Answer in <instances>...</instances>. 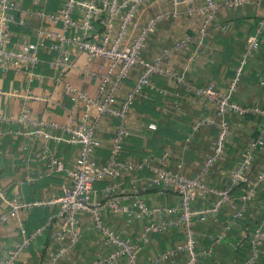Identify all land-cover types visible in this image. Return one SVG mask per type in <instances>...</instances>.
Instances as JSON below:
<instances>
[{"label": "crops", "instance_id": "crops-1", "mask_svg": "<svg viewBox=\"0 0 264 264\" xmlns=\"http://www.w3.org/2000/svg\"><path fill=\"white\" fill-rule=\"evenodd\" d=\"M220 1V0H218ZM204 0H194L195 5ZM17 9L12 11L16 22L11 26L12 41L35 40V27L40 22L34 12L43 7L46 12H57L58 0H15ZM174 10L160 20L148 34L141 56L148 61L160 58L164 72L151 75L152 86L143 90L135 98L127 121L128 135L120 158L131 164L140 165L122 171L115 177L97 180L92 198L101 199L102 188L110 184L122 197V206L130 212L101 211L103 224L114 232L129 237L138 244L137 261L139 264H184L188 254L177 246L184 241L185 227L171 225L155 230L142 238L143 227L152 222L169 221L177 213L158 210L164 206L177 207L179 196L172 190L149 185L150 178L157 168L170 170L187 177L202 173V180L215 188L229 185L231 172L243 157L249 143L262 136L263 142L253 149V172L264 168V117L258 114L237 115L227 111L218 114L212 102L192 94L186 83L197 86L212 84L219 94H228V84L234 68L246 51L248 36L257 34L258 47L248 55L242 75L230 99L244 105H256L264 108V0H255L234 7H220L212 20L200 34L203 14L187 13L184 5L173 7L171 0H158L151 11L142 14L135 29L137 33L145 24L148 16L156 11ZM76 10V16H80ZM46 27H57L50 21H44ZM259 29V31L257 30ZM189 39L183 47H174L181 39ZM49 39L39 45L41 62L34 69L42 74L41 79L27 78V74L13 69L0 68V189L8 197L25 201L48 200L62 193L69 183V170L79 153V145L56 141L35 134L30 122H19L15 117L26 114L32 120L65 122L66 111L52 107L44 112L45 104L36 96H44L55 91L67 103L61 86L54 80L53 71L47 61L55 50L49 48ZM75 65L65 74L67 81L85 90L91 95L98 91V77H83L80 68L89 64L98 73L104 72V62L100 59L88 61L86 55L75 47L70 48ZM167 54L164 56V52ZM142 66L131 68L116 91L121 100L142 73ZM180 76L182 80H177ZM209 122L193 129L192 124L202 117ZM8 117H14L9 119ZM227 123L224 150L222 154L202 171L203 162L211 152L218 126ZM118 121L105 115L99 123L100 144L92 151L91 159L96 164L107 161L112 134ZM155 127L150 128L149 124ZM45 129L60 134L59 129L45 125ZM62 134V133H61ZM47 149L63 162L61 171L52 170L39 158L40 152ZM29 178V179H28ZM254 197L242 206L241 190L233 187V202L222 204L215 217L193 220L195 251L200 264H245L250 256V244L243 238L245 232L256 227L264 228V186L257 184ZM125 196V197H123ZM135 198L143 201L149 208L141 213L133 208ZM216 196L206 193L193 201L196 207L210 204ZM8 205L0 198V212L7 211ZM55 204H42L30 210H19L0 224V258L5 251L23 238L20 224L26 231H32L46 223L49 216L56 212ZM236 211L241 216L234 217ZM80 239L54 264H90L96 255L105 254L109 245L101 242L89 211H79ZM56 229L55 222L44 229L24 250L15 264H42L48 261L46 251L57 248L61 243L51 237ZM167 258L157 260L162 253ZM256 260L252 264H264V244L258 247ZM115 264H128L120 257Z\"/></svg>", "mask_w": 264, "mask_h": 264}, {"label": "built area", "instance_id": "built-area-1", "mask_svg": "<svg viewBox=\"0 0 264 264\" xmlns=\"http://www.w3.org/2000/svg\"><path fill=\"white\" fill-rule=\"evenodd\" d=\"M60 5L57 12H46L43 7L37 8L34 12L35 18L40 22L35 27V40L13 42L11 26L16 22L13 10L17 9L15 0H0V68L2 70L13 69L15 72L27 74L29 80L41 79L42 74L34 72V69L41 62L39 45L49 39L52 43L49 48L55 50V54L48 59L47 65L53 71L54 80L61 86L63 94L67 96V103L55 91L44 96H36L45 104L44 112L52 107H60L66 111L65 122L39 119L32 120L21 114L15 119L19 122H30L34 127L35 134H42L45 137L56 141L78 144L79 153L69 170L70 181L62 193L48 200L25 201L20 198L6 197L0 189V198L7 202V211L0 212V224H3L11 214L19 210H30L34 206L42 204H55L56 212L49 216L46 223L38 226L32 231L20 224L23 238L9 247L4 256L0 258V264H15L17 259L26 250L31 242L44 232L47 226L55 222L56 229L51 235L52 238L61 243V246L46 251L48 261L42 264H54L58 258L64 255L80 239L79 211H89L92 214L94 227L99 232L101 242L109 245L110 249L101 255H96L90 264H115L120 257L126 259L128 264H139L137 261L138 244L129 237L122 236L103 224L101 211L107 209L113 212H130L131 210L122 206L119 194L110 184L105 185L101 190V199L92 198L94 193L93 185L97 180L107 177H115L122 171L140 166L124 161L119 156L123 150L128 131L126 121L129 110L135 98L143 93V90L152 86L151 75L164 72L160 58L153 61L145 60L141 56L142 48L148 34L156 24L165 16L173 13L174 10H163L151 13L141 29L135 33L142 14L151 11L158 0H58ZM173 7L184 5L187 13L199 12L203 14L200 34H204L205 27L215 18L220 7H234L255 0H204L203 4L195 5L194 0H171ZM39 4V0H33ZM76 10L81 15L76 16ZM58 24L57 27H46L44 21ZM261 23H264V18ZM259 31V29H257ZM189 39H181L174 44V47H183ZM246 51L239 59L234 68L233 75L228 84V94L222 95L212 84L197 86L186 83L193 95L202 97L212 102L218 114L233 112L238 115L254 113L264 117V108L256 105H244L230 99V94L235 90L242 75L244 66L247 63L248 55L258 47L257 34L248 36ZM73 46L86 55L88 61L100 59L104 63V72L98 73L89 66L80 68L83 77L92 79L98 77V91L91 95L85 90L73 85L66 80L65 74L74 67L75 58L71 55L70 47ZM167 51L164 52V56ZM137 64L142 66V73L135 81L126 95L118 100L116 91L127 76L131 68ZM177 80H182L180 76ZM105 115L115 117L118 121L112 134L107 161L103 164H96L91 159L92 151L100 144L98 137L99 123ZM13 119L14 117H8ZM210 119L202 117L192 124L196 129L200 125L209 122ZM49 125L61 131L54 134L45 129ZM227 123L222 121L218 126L215 141L211 152L203 162L202 171L207 168L222 154L226 137ZM150 128L155 124L150 123ZM264 133V128L261 134ZM2 131L0 130V136ZM263 142L262 136L249 143L243 157L231 172L229 185L223 188L208 186L202 180V173L187 177L170 170L157 168L155 174L150 178L149 185L162 189L174 191L179 196L177 207L164 206L158 210L168 213L175 212L177 216L169 223H148L142 229V238L146 239L148 234L155 230H161L171 225H183L185 227L184 241L177 246L188 254V260L184 264H200L198 253L195 251L193 220H200L206 216L215 217L225 202H233L231 189L239 186L240 200L242 206L251 200L256 193V185L264 186V168L253 172V149ZM39 158L55 171L63 169V162L60 158L52 155L46 148L40 152ZM29 179V178H28ZM206 193H213L216 198L207 206L196 207L193 201ZM125 197V196H123ZM133 208L141 213H146L149 208L143 201L135 198ZM241 216V211H236L234 217ZM243 238L250 244V256L245 264H252L258 254V247L264 244V228L256 227L251 232H245ZM167 252L162 253L157 260L167 258Z\"/></svg>", "mask_w": 264, "mask_h": 264}, {"label": "trees", "instance_id": "trees-1", "mask_svg": "<svg viewBox=\"0 0 264 264\" xmlns=\"http://www.w3.org/2000/svg\"><path fill=\"white\" fill-rule=\"evenodd\" d=\"M235 114H237V113H235ZM247 114H249V113H247ZM247 114H244V115H240V116H245V115H247ZM251 114H254V113H251ZM238 115V114H237ZM254 162V161H253ZM253 162H252V165H253ZM236 188H239V186H235ZM240 189V188H239Z\"/></svg>", "mask_w": 264, "mask_h": 264}]
</instances>
